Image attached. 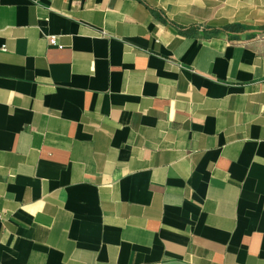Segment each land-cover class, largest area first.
<instances>
[{"label": "crops", "instance_id": "1", "mask_svg": "<svg viewBox=\"0 0 264 264\" xmlns=\"http://www.w3.org/2000/svg\"><path fill=\"white\" fill-rule=\"evenodd\" d=\"M249 29L264 0H0V264H264Z\"/></svg>", "mask_w": 264, "mask_h": 264}, {"label": "trees", "instance_id": "2", "mask_svg": "<svg viewBox=\"0 0 264 264\" xmlns=\"http://www.w3.org/2000/svg\"><path fill=\"white\" fill-rule=\"evenodd\" d=\"M193 28L189 29V30H192ZM195 30H197V28H195ZM206 32L208 31V29H204ZM244 29L239 27V26H236V25H230V26H227L225 28H213L211 29V33H219L221 31H225V32H228L232 37H237L239 32H242ZM262 30V29H261ZM249 35H254V33L252 34H249Z\"/></svg>", "mask_w": 264, "mask_h": 264}, {"label": "water", "instance_id": "3", "mask_svg": "<svg viewBox=\"0 0 264 264\" xmlns=\"http://www.w3.org/2000/svg\"><path fill=\"white\" fill-rule=\"evenodd\" d=\"M245 33H264V30L249 29V30H246Z\"/></svg>", "mask_w": 264, "mask_h": 264}, {"label": "built area", "instance_id": "4", "mask_svg": "<svg viewBox=\"0 0 264 264\" xmlns=\"http://www.w3.org/2000/svg\"><path fill=\"white\" fill-rule=\"evenodd\" d=\"M50 42H51V44H53V45H57L58 42H57V38H56V36H51V37H50Z\"/></svg>", "mask_w": 264, "mask_h": 264}]
</instances>
